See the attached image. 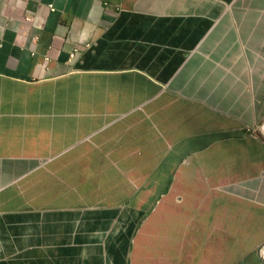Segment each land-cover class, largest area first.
Wrapping results in <instances>:
<instances>
[{
    "label": "crops",
    "instance_id": "obj_1",
    "mask_svg": "<svg viewBox=\"0 0 264 264\" xmlns=\"http://www.w3.org/2000/svg\"><path fill=\"white\" fill-rule=\"evenodd\" d=\"M264 0H0V264H264Z\"/></svg>",
    "mask_w": 264,
    "mask_h": 264
},
{
    "label": "built area",
    "instance_id": "obj_2",
    "mask_svg": "<svg viewBox=\"0 0 264 264\" xmlns=\"http://www.w3.org/2000/svg\"><path fill=\"white\" fill-rule=\"evenodd\" d=\"M257 254L259 256V258L264 261V243H262L261 245H259L258 249H257Z\"/></svg>",
    "mask_w": 264,
    "mask_h": 264
}]
</instances>
